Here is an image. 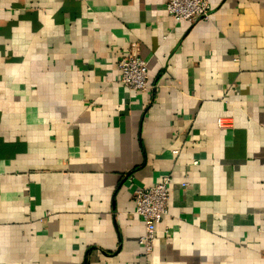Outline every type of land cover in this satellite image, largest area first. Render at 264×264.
I'll return each instance as SVG.
<instances>
[{
  "label": "crops",
  "instance_id": "0c3cea01",
  "mask_svg": "<svg viewBox=\"0 0 264 264\" xmlns=\"http://www.w3.org/2000/svg\"><path fill=\"white\" fill-rule=\"evenodd\" d=\"M207 1L0 0V264H264V0ZM164 176L146 257L133 193Z\"/></svg>",
  "mask_w": 264,
  "mask_h": 264
},
{
  "label": "built area",
  "instance_id": "2783aa9c",
  "mask_svg": "<svg viewBox=\"0 0 264 264\" xmlns=\"http://www.w3.org/2000/svg\"><path fill=\"white\" fill-rule=\"evenodd\" d=\"M165 10L175 22L185 21L196 24L210 18L207 0H165ZM117 68L120 83L134 92H144L148 88V66L140 56L138 44L131 43L127 54L119 59ZM220 127V120L217 121ZM170 177L164 176L150 188H138L133 193L135 214L144 224V232L139 238V246L144 256H149L154 247L156 226L168 214Z\"/></svg>",
  "mask_w": 264,
  "mask_h": 264
}]
</instances>
